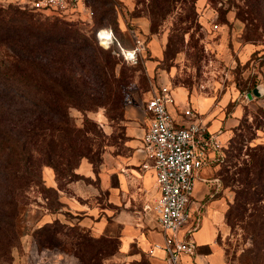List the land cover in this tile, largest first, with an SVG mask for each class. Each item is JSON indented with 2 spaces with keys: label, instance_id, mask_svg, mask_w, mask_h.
Wrapping results in <instances>:
<instances>
[{
  "label": "rangeland",
  "instance_id": "1",
  "mask_svg": "<svg viewBox=\"0 0 264 264\" xmlns=\"http://www.w3.org/2000/svg\"><path fill=\"white\" fill-rule=\"evenodd\" d=\"M150 5L151 0H113L112 13L98 24L89 17L90 6L84 1L83 19L75 18L76 23L95 35L100 28L113 29L119 42L111 46L113 53L135 69L123 102L124 113L117 119L109 118L104 107L86 112L70 109L76 127L85 128L86 117L97 124V129L88 128V134L94 137L96 148L102 144L100 157L94 162L82 158L76 174L60 180L51 167H43L45 185L57 188L46 193L30 189V201L19 214L20 235L8 251H0V264H169L156 253L158 243L152 242L146 250L135 243L128 254L121 250L125 223H131L130 230L136 235L159 230L155 183L152 179L151 186H146L139 175L143 171L133 140L140 138L137 132L148 124L146 100L163 84L186 89L190 97L194 93L192 99L202 100L200 109L208 101L209 111L238 106L243 113L232 138L219 153L211 154L196 179L194 195L203 220L209 219L215 227L213 248L221 251L223 264H264V189L253 187L252 202L245 203V210L239 204L237 181L239 170L251 161L252 150L264 145V95L247 96L256 86H264V0L259 4L178 0L154 31ZM0 7L8 9L9 2ZM251 12L258 16L254 24L244 18ZM137 45L141 47L137 62L128 63L121 47ZM47 225L54 229L50 244L42 239L46 233L41 230ZM81 235L92 241L87 239L89 244L84 246ZM101 235H107L110 245L95 260L100 244L93 240ZM201 237L202 232L195 233L197 242ZM157 240L161 242L162 237Z\"/></svg>",
  "mask_w": 264,
  "mask_h": 264
},
{
  "label": "trees",
  "instance_id": "2",
  "mask_svg": "<svg viewBox=\"0 0 264 264\" xmlns=\"http://www.w3.org/2000/svg\"><path fill=\"white\" fill-rule=\"evenodd\" d=\"M84 1L98 24L114 9L113 0ZM175 1L151 0L153 31ZM255 16L251 12L244 18L252 24ZM42 18L15 2H9L8 9L0 7V251L4 252L20 235L19 214L30 201V189L57 188L45 185L43 167H51L60 180L76 174L82 158L94 162L100 157L102 144L96 148L88 134V128L97 129V124L86 117L85 128L76 127L70 109L86 112L104 107L109 118L121 119L135 70L113 48L101 47L96 35L86 33L75 19ZM250 158L237 179L239 204L245 210V203L252 202L253 187L264 189V145L253 149ZM52 228L41 230L46 233L45 244L54 241ZM106 238L93 240L100 244L95 260L110 245ZM79 239L84 246L92 241L84 235Z\"/></svg>",
  "mask_w": 264,
  "mask_h": 264
},
{
  "label": "built area",
  "instance_id": "3",
  "mask_svg": "<svg viewBox=\"0 0 264 264\" xmlns=\"http://www.w3.org/2000/svg\"><path fill=\"white\" fill-rule=\"evenodd\" d=\"M5 2H15L43 17L83 19L80 14L84 0H0V4ZM87 13L93 16L90 9ZM96 37L106 48L117 41L111 28L98 29ZM121 51L125 60L133 64L141 47H121ZM146 111L148 124L142 138L145 160L141 169L151 171L156 181V220L164 236L163 248L171 264H180L183 254L192 255L197 249L194 234L201 225V216L191 209L196 179L211 161V154L219 153L225 142L209 130L191 103L178 107L171 85H160L152 93L146 101Z\"/></svg>",
  "mask_w": 264,
  "mask_h": 264
},
{
  "label": "crops",
  "instance_id": "4",
  "mask_svg": "<svg viewBox=\"0 0 264 264\" xmlns=\"http://www.w3.org/2000/svg\"><path fill=\"white\" fill-rule=\"evenodd\" d=\"M173 91L175 94L176 103L179 108L180 107L182 108L188 103L189 104L191 103L194 106V108H196L201 113L202 120L208 124L209 130L215 135H218L219 139H221L223 142L226 143L230 138H232L234 134L233 128L239 123V120L243 115V113L240 112V108L238 106L235 108L233 107L234 109L228 108V110H225L224 112L223 110L214 111L212 109L211 111H209L208 109H206L208 105V101L205 100L207 101L206 106L200 109L199 104L202 103V100L199 99L198 96H197V100H195V97L192 99V96L194 95V93L191 94V97H190L189 92L186 89L179 88V87L176 89H173ZM231 103L232 102L229 101L227 103V107ZM144 109L147 115L146 103H145ZM146 128L147 126L142 128L141 131L137 132L138 133L137 136H140V138H138L139 140L138 139L133 140V144L137 146V152L139 154L138 167L140 170H142L141 163L145 160V150H144L142 138L146 131ZM138 173L139 175H141V177H143V181L146 186H151L152 179H153V182L155 183V190L158 196L156 181H155V178L152 172L143 171V175L140 174V172ZM199 197L201 196L199 195ZM198 200H199L198 197L194 195L193 201L191 203V209L197 211L201 216L202 214L200 211L201 204L197 202ZM130 226H131L130 222L125 223L124 233L123 235H121V242H122L121 250L123 253L128 254L131 248L133 247V245H135V243L138 246L142 247L144 250H146L147 248H150L152 242L158 243L159 246H156L155 248L156 253L160 255L162 254V256L168 261V263L171 264L169 257L163 248L164 236L159 226H158L159 230L154 231L150 235H145V234L136 235L133 231L130 230ZM196 232H202L201 241L197 242V240L195 239L197 243L196 252L192 255L183 254L181 256L180 264H215V261H218V264H223V255L221 251H218L215 248H213L214 243H215V238H216V231H215V227L213 223L209 219L203 220V217L201 216V225ZM159 235L162 237L161 242L157 240V237ZM194 238H195V234H194ZM215 256H217V260L212 259Z\"/></svg>",
  "mask_w": 264,
  "mask_h": 264
},
{
  "label": "water",
  "instance_id": "5",
  "mask_svg": "<svg viewBox=\"0 0 264 264\" xmlns=\"http://www.w3.org/2000/svg\"><path fill=\"white\" fill-rule=\"evenodd\" d=\"M264 95V86L258 85L252 89V91L247 92V96L249 99H253L255 97H262Z\"/></svg>",
  "mask_w": 264,
  "mask_h": 264
}]
</instances>
